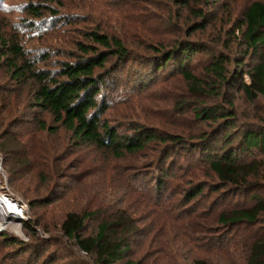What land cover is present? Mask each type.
<instances>
[{
	"label": "rangeland",
	"instance_id": "rangeland-1",
	"mask_svg": "<svg viewBox=\"0 0 264 264\" xmlns=\"http://www.w3.org/2000/svg\"><path fill=\"white\" fill-rule=\"evenodd\" d=\"M252 2L264 0L201 1L191 6L222 15L229 24L239 21ZM30 5L40 8L39 15L29 13ZM169 5V0H0V33L19 36L37 68L57 73L62 63L77 55L76 44L85 42L86 32L106 28L119 35L139 29L137 23L145 30L168 31L171 12L163 8ZM228 29L229 34L213 26L201 36L211 53L219 52L227 60L228 76L238 73L235 83L211 97L192 95L175 66L159 70L150 52H135V58L122 66L107 64L112 78L91 112L103 108L100 120L118 139L124 138L121 142L137 133L158 139L121 157L77 142L49 113L31 107L29 90L17 91L0 58V146L12 136L18 142L15 154H0V193L23 206L20 215L2 217L0 209V264H95L60 233L68 212L89 215L87 235L123 213L133 226L125 237L132 263L186 264L194 258L207 264H247L251 245L264 241V213L253 222L223 224L218 218L264 200V168L249 178L248 187L223 186L209 174L198 148L192 147L195 136L205 130L210 131L203 142L207 147L226 131L220 122L207 126L196 119L195 112L204 106L230 102L240 124L264 128V97L250 102L238 87L248 81L245 73L256 58L250 52L244 55L240 33ZM209 59L206 53L196 54L188 70L205 79L203 68ZM235 128L228 138L240 130ZM28 133L31 137L24 135ZM177 139L190 145L176 146ZM195 184L205 189L192 198L189 187ZM163 250L174 255L172 259H164Z\"/></svg>",
	"mask_w": 264,
	"mask_h": 264
},
{
	"label": "trees",
	"instance_id": "trees-1",
	"mask_svg": "<svg viewBox=\"0 0 264 264\" xmlns=\"http://www.w3.org/2000/svg\"><path fill=\"white\" fill-rule=\"evenodd\" d=\"M201 1L216 4L222 0H199ZM169 2L170 5L164 6L166 9L163 8L166 14L171 12L167 15L168 31L145 30L141 23H137L139 29L135 28L119 35L109 32L106 28L103 31L86 32L83 34L85 42L76 44L77 55L73 57L72 62L62 63L57 73L37 68V60L26 56L19 36L9 32L0 33L2 65L7 70L9 78L17 85V91L29 90L31 107L49 113L57 123L72 133L77 142L113 152L118 157L123 153L132 154L142 151L146 145L158 139L148 133H137L131 139L121 142L124 138L118 139L114 129H111L106 121L100 120L99 114L103 108L101 111L99 109L91 112L96 108V97L112 78L109 74L112 69L106 68L108 63L122 66L131 58H135L136 53L150 52L159 70L169 64L175 66L177 72L187 82L192 95L211 97L219 94L225 85L235 83L234 79L238 73L234 71L228 76L227 60L220 56L219 52L211 53L201 40V36H205L207 30L213 26L228 34L231 33L228 29L231 27L233 33H240V40L246 47L244 55L250 52L256 58L250 70L245 73L248 81L240 83L239 90L250 102L264 97V3L252 2L244 10L239 21L232 20L228 24L227 18L222 15L205 13L200 8L191 6L192 3H199L198 0H169ZM172 6L179 8L173 10ZM28 10L35 16L40 13V8L33 5H30ZM187 10L189 13L186 17ZM172 19L173 21L170 22ZM198 53L210 55L209 63L203 68L205 79L188 70L193 57ZM224 103V105L204 106L195 112V116L207 126L211 122L222 123L220 129H225V133L207 147L203 142L207 140L210 131L205 130L195 136L197 140L192 147L198 148L209 174L221 185L248 187L249 178L264 168V128L251 123L240 124V121L234 119L236 112L232 110L231 103ZM39 126L43 127L42 121L39 122ZM236 126L240 130L234 134L237 138L233 141L234 136L228 138V131L236 130ZM24 135L31 137V133ZM12 137L13 139L2 142L1 155L16 153L18 142L14 136ZM168 139L162 140L164 144L168 143ZM172 140L174 139H169ZM174 143L182 147L185 144L190 145L178 139ZM163 149L166 152L168 148L165 146ZM256 152L260 156L254 158L253 154ZM170 153L165 154L164 161L170 157ZM241 158H247L249 161H242ZM189 174L194 176L193 171ZM204 189V184L189 187V197L201 196ZM257 200L252 208L229 214L222 213L218 218L219 221L223 224L255 221L264 213V200ZM88 216L68 212L60 222V233L73 242L83 254L91 257L95 264H143L141 261L132 263L128 260L130 246L125 237L133 226L123 213L99 224L97 230L89 235L86 234L85 229ZM119 230L121 233L118 232ZM161 253L166 257L164 259L169 257L172 259L174 256H169L165 250ZM186 264L207 263L193 258ZM247 264H264V241H256L251 245Z\"/></svg>",
	"mask_w": 264,
	"mask_h": 264
},
{
	"label": "built area",
	"instance_id": "built-area-1",
	"mask_svg": "<svg viewBox=\"0 0 264 264\" xmlns=\"http://www.w3.org/2000/svg\"><path fill=\"white\" fill-rule=\"evenodd\" d=\"M3 197V199L5 200L6 204H2L0 205V209L2 210V217L6 216V215H20L23 213V206H21L18 202H16L13 198H11L9 195H7L5 192L4 193H0ZM14 203L13 204V208L8 207L7 203ZM13 209L12 212H10L9 210Z\"/></svg>",
	"mask_w": 264,
	"mask_h": 264
},
{
	"label": "bare ground",
	"instance_id": "bare-ground-1",
	"mask_svg": "<svg viewBox=\"0 0 264 264\" xmlns=\"http://www.w3.org/2000/svg\"><path fill=\"white\" fill-rule=\"evenodd\" d=\"M4 203L6 204L5 200L3 199L2 195L0 194V205H2V204H4ZM13 204H14V203H10V202L7 203L8 207H10V208H13V207H12ZM11 210L13 211V209H10L9 211L12 212Z\"/></svg>",
	"mask_w": 264,
	"mask_h": 264
}]
</instances>
